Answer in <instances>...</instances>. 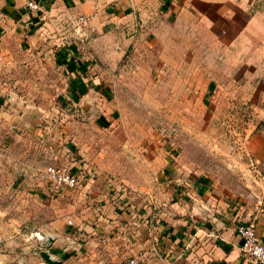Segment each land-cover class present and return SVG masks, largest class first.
Instances as JSON below:
<instances>
[{
  "label": "rangeland",
  "instance_id": "rangeland-1",
  "mask_svg": "<svg viewBox=\"0 0 264 264\" xmlns=\"http://www.w3.org/2000/svg\"><path fill=\"white\" fill-rule=\"evenodd\" d=\"M27 1L0 0V264H49L40 250L57 248L50 221L70 194L55 190L49 165L81 158V170L137 185L168 156L191 176L220 175L233 199L264 200V61L247 59L264 42L263 15L223 60L209 50V82L190 83L200 59L182 58L175 90L162 45L190 22L164 0ZM78 59L91 60L82 72L95 82H73ZM58 253L60 264H92Z\"/></svg>",
  "mask_w": 264,
  "mask_h": 264
},
{
  "label": "crops",
  "instance_id": "crops-1",
  "mask_svg": "<svg viewBox=\"0 0 264 264\" xmlns=\"http://www.w3.org/2000/svg\"><path fill=\"white\" fill-rule=\"evenodd\" d=\"M164 1L190 22L179 30L174 28L177 35L169 36L162 45L167 64L160 71L168 73L169 88L175 90V82L183 79L178 74L182 58L184 65L190 58L200 59L194 63L200 67L190 72V83L209 82L214 79L209 78L206 67L212 55L209 50H216L217 58L223 60L224 54H228L225 50L239 49L243 45L242 35L246 31L254 32L264 16L260 0ZM214 16L218 23L212 24L207 19ZM250 49L249 64L264 61V42L255 41ZM257 51L262 54L258 56ZM69 57L67 53L66 58ZM239 59H242L240 55L237 64L241 63ZM70 63L79 69L72 73L77 77L73 78L75 84L87 79L96 81L93 72L90 78H85L82 72L86 68L94 69L91 60H70ZM209 91L206 82L201 94ZM29 123L36 127L34 120ZM258 155L264 157V142ZM78 161L75 169L84 172L87 178L78 187L66 191L70 197L66 196L62 208L57 209L50 221L56 236L53 245L57 246L48 250L51 255L59 252L63 258H88L92 264H125L131 255L147 264H250L241 255L236 224H253L256 236L264 240V200L233 199L232 190L220 175L191 176L175 168L168 156H159L154 159L158 163L155 172H143L137 185H128L124 179L117 180L93 167L82 171L85 163L81 158Z\"/></svg>",
  "mask_w": 264,
  "mask_h": 264
},
{
  "label": "built area",
  "instance_id": "built-area-1",
  "mask_svg": "<svg viewBox=\"0 0 264 264\" xmlns=\"http://www.w3.org/2000/svg\"><path fill=\"white\" fill-rule=\"evenodd\" d=\"M27 7L31 10L39 8L36 0H28ZM84 16H79L83 20ZM172 131L176 128L172 127ZM46 175L54 184L55 190L74 189L86 179L83 172L77 171L73 166L49 165L46 168ZM70 221V220H69ZM236 233L241 239L240 252L243 259L250 264H264V240L256 236L255 227L251 223L239 222L236 224ZM125 264H147L138 256L131 255L126 259Z\"/></svg>",
  "mask_w": 264,
  "mask_h": 264
},
{
  "label": "water",
  "instance_id": "water-1",
  "mask_svg": "<svg viewBox=\"0 0 264 264\" xmlns=\"http://www.w3.org/2000/svg\"><path fill=\"white\" fill-rule=\"evenodd\" d=\"M51 237V236H50ZM52 238V237H51ZM42 258L49 264H59L60 260L52 256L47 249L40 250Z\"/></svg>",
  "mask_w": 264,
  "mask_h": 264
},
{
  "label": "trees",
  "instance_id": "trees-1",
  "mask_svg": "<svg viewBox=\"0 0 264 264\" xmlns=\"http://www.w3.org/2000/svg\"><path fill=\"white\" fill-rule=\"evenodd\" d=\"M70 58V57H69ZM69 58H63L62 60H60V62L62 61V62H64V63H69V60L67 61V59H69Z\"/></svg>",
  "mask_w": 264,
  "mask_h": 264
}]
</instances>
